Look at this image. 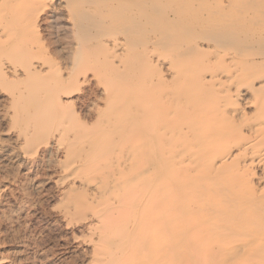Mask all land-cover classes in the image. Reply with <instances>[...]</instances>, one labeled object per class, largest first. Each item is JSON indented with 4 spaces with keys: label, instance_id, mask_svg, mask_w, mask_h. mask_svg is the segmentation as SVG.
I'll return each mask as SVG.
<instances>
[{
    "label": "bare ground",
    "instance_id": "1",
    "mask_svg": "<svg viewBox=\"0 0 264 264\" xmlns=\"http://www.w3.org/2000/svg\"><path fill=\"white\" fill-rule=\"evenodd\" d=\"M16 2L0 7V56L10 49L31 55L25 20L37 28L44 21L50 33L53 23L61 25L50 12L63 3L48 0L47 11L42 0V13L34 15L38 3L22 11ZM65 3L77 39L96 51L98 38L118 33L124 41H112L113 54L128 64L113 73L120 85L104 110L98 106L94 115L88 106L91 120L58 140L74 172L99 173L94 186L88 177L74 180L61 206L74 223L88 220L98 263L264 264V0ZM43 48L51 50L48 43ZM76 60L61 59L55 85L68 91L41 98L38 126L63 128L57 111L87 100L89 81L74 76L87 58ZM147 63L155 74H142ZM26 71L48 72L35 64ZM36 137L30 146L38 145ZM85 206L91 217L83 216Z\"/></svg>",
    "mask_w": 264,
    "mask_h": 264
},
{
    "label": "rangeland",
    "instance_id": "2",
    "mask_svg": "<svg viewBox=\"0 0 264 264\" xmlns=\"http://www.w3.org/2000/svg\"><path fill=\"white\" fill-rule=\"evenodd\" d=\"M3 1L0 0L1 8L12 5L11 2L15 5L16 0ZM44 1L46 2L44 8H48L47 11H50L51 3L48 0ZM18 2L16 3L21 5H18V8L22 11H26L25 8L29 6V3H38L36 5L38 11L36 10L34 15L41 14L43 11L42 0H32V2L21 0L22 3ZM56 2L63 4L61 8H57L58 10L55 9V13L52 11L50 13L55 16L52 22L58 16L60 17L61 25L53 23L51 33L46 30L48 26L45 27L44 21L40 22L38 28L33 24L34 22L31 23V19L23 22V26L27 27V30H31L32 40L29 39L27 42L32 49L31 55H26L24 52L18 54L16 49H10L9 52L0 56V67L4 68L3 72L5 71V75H0V260H2L0 264H97L99 261V255L96 254V250L94 251L95 246L91 241L96 236L92 235V231L87 232L89 229L85 222L88 220L80 219V221L78 219L79 221L76 220L74 223L75 219H71L65 212L66 208L61 207H66L67 200L63 197H66V193L70 192L66 189L74 180L88 177L91 179L87 181L94 186L99 181V173L82 168L76 170V173L75 169L67 166L68 159L65 158L67 157L65 155L67 145L62 141L65 139L66 133L71 134L73 130L78 129L80 122L88 123L91 120L88 106L96 109L93 111L94 115L99 107L104 110L109 93L120 85V80L114 75L118 68L128 64L123 62L124 58L113 54L112 41L119 37L124 41V38L118 33L100 37L95 43L96 45L100 44L94 50L101 51L99 53L93 51L88 47L86 41L76 38L74 21L65 0H56ZM0 16H2V18L0 17L1 29L5 20H3V15L0 14ZM41 36H44V39H41ZM27 37L29 38V34ZM44 43H48L51 50H45ZM125 47L127 49L126 45ZM87 50L89 51L87 52ZM85 57L87 61L80 64L82 67L76 68L74 76L81 80L86 77L89 81L83 87L87 92V100L57 111V115H60L65 122L63 128L60 129L57 122L52 125L45 124L43 127L38 126L41 98L46 94L50 96L52 94L50 97L52 100L56 96L57 90H60L64 96L68 91L66 87L60 88L55 85V82L61 79V75L63 76L61 59L73 61L75 65L77 58ZM101 61L106 62L103 64ZM33 64L39 65L48 72L43 75L38 73V75H28L26 69L33 67ZM145 65L142 74H155L152 63ZM13 68L18 69V75L13 74ZM41 77L43 78L41 79ZM113 84L115 85L113 86ZM71 90H74L73 94H80L74 86L71 87ZM47 91L48 93H46ZM19 109L22 110V114L19 113ZM73 114H75L74 117H72ZM34 135L39 138L38 142L34 143L35 145L38 143V145L30 146L28 143ZM62 138L63 140L59 142L58 140ZM27 146L33 152L29 149L26 151ZM65 159L66 162L63 161ZM61 161L65 162L63 164L67 167L62 166L63 169L65 168L64 170H61ZM91 176H94L95 179ZM65 190L67 192H64ZM73 195L75 194L73 193ZM87 210L84 208L83 211L86 213ZM91 210L90 208L88 211L91 212ZM85 213L83 215L81 212V215L84 217L92 215V212L91 214ZM83 234H87L84 236L85 238L81 236ZM90 234L92 237L90 236L89 240L88 235ZM192 264L194 263L192 262Z\"/></svg>",
    "mask_w": 264,
    "mask_h": 264
}]
</instances>
